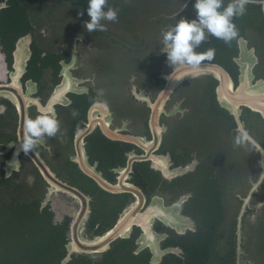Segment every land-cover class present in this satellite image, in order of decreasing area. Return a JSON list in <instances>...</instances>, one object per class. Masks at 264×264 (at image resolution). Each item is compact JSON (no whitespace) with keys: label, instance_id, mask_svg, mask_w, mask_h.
I'll use <instances>...</instances> for the list:
<instances>
[{"label":"flooded vegetation","instance_id":"1","mask_svg":"<svg viewBox=\"0 0 264 264\" xmlns=\"http://www.w3.org/2000/svg\"><path fill=\"white\" fill-rule=\"evenodd\" d=\"M87 2L0 0V264H96L114 253L150 264L154 248L174 249L158 264H247L245 253L264 264V115L245 103L264 96V0L233 18L230 43L205 30L194 51L215 55L194 72L167 61L161 33L195 19V0H108L118 22L93 33ZM41 109L60 132L15 157L24 120ZM241 131L249 139L237 145ZM182 214L192 228L172 225ZM123 219L108 248L84 250Z\"/></svg>","mask_w":264,"mask_h":264},{"label":"clouds","instance_id":"2","mask_svg":"<svg viewBox=\"0 0 264 264\" xmlns=\"http://www.w3.org/2000/svg\"><path fill=\"white\" fill-rule=\"evenodd\" d=\"M108 0H88L87 14L89 21L84 22V28L88 33L106 32L107 25L102 21L118 22L119 13L116 8L107 7ZM249 0H230L226 7H223V0H195L193 5L196 18L188 20L181 18L174 28L170 27L167 31L162 30L164 51L167 61L171 65L187 63L190 66H198L205 58L211 59L215 55V50L209 48L203 55L197 54L194 49L205 41L207 32L225 43H230L238 36L234 17L243 16L246 12V5ZM83 12L80 13L83 16ZM77 113L73 112V116ZM60 132V123L53 118L46 110H38L35 118L25 119L22 125L21 134L17 140L18 147L15 157L22 151L25 155L35 152L38 141L43 137L56 138ZM248 134L241 131L235 138L237 145L248 140ZM9 162V167L20 162L17 159ZM11 172L8 173V176Z\"/></svg>","mask_w":264,"mask_h":264},{"label":"water","instance_id":"3","mask_svg":"<svg viewBox=\"0 0 264 264\" xmlns=\"http://www.w3.org/2000/svg\"><path fill=\"white\" fill-rule=\"evenodd\" d=\"M33 18H34V17H32V19H33ZM23 46H27L26 43H25L24 41L20 43L19 48H20V49H25V47H23ZM22 47H23V48H22ZM28 54H29V53H28ZM27 56H28V55H27ZM26 60H27V58H26ZM184 64H185V63H184ZM184 64H183V66L187 69V71H191V72H194V70L205 69L206 67H208V66L205 65V64H201V65H198V66H195V67L190 66V65H186V66H185ZM25 65H26V63H23V67H25ZM248 83H249V82H248L247 79L244 77V78H243V85H242V89H241V91H243V90H245V89L247 88ZM249 97H250V98L247 99V100L245 101V103L248 104V105H250V106H252L254 109H258V110H260V111L262 112V114L264 115V96H259V95L257 94L256 97L253 96V95H251V96H249ZM221 101H222L223 105L226 106L225 101H224L223 98H221ZM45 173H46V171H45ZM94 176H95V178L97 179V181H99L104 187L109 188V189H113L112 186L110 185V183L107 182L105 179L100 178V177H98L97 175H94ZM53 180H54V179H53ZM55 181H56V180H55ZM59 183H61L60 188H62L63 190L69 192L70 194L74 195V196H75L76 198H78V199H79V198L84 199L83 202L85 203L86 208H87V210H88V207H87V204H88V198L85 197V196L81 193V190H79V189L76 188L75 186H72V185H70V184H67L66 182L59 181ZM131 190H132L136 195H138V196L140 197L141 194H140V190L138 189V187L134 186V187H132ZM86 199H87V201H86ZM141 201H142V198H140V199L138 200L137 204H141ZM137 204H136V205H137ZM134 208H135V207H134ZM134 208L131 209L128 213H126L125 216H127V214H128V215L132 214V210H134ZM137 208H138V207H136V209H135V211H134L133 214L136 213ZM179 209H180V207H179ZM181 219H182V220H181ZM186 220L189 221V224L186 222ZM120 222H121V226H120V225H117L116 227L110 229L109 231H107V232L101 237L100 240L97 239V240H92V241H89V242L86 241L85 249H84V250H93V248L96 246V244H99V243H102L103 246H104V248H108V247L110 246L111 242H112L115 238H117L118 236L121 235V233H120L121 230L125 228V224H126V222H129V221L123 219V220H121ZM81 224H82V219H80V220L77 222V226H76V231H77V233L75 234V237H74L75 241H76L77 243H79V244H81V243H80V240H79V238H78V235H79V234H78V229H79V227L81 228ZM172 225H173L174 227H176L178 230L184 231V230H185L186 228H188V227H191V228L193 227V221H192L189 217H186L185 215L182 214L181 218H179V217H175V218H174V220L172 221ZM145 237H146V236H145ZM147 237H148V236H147ZM148 238H155V237H154L153 235H149ZM140 242H144V238H143V237L140 239ZM72 245H73V244H71L70 247H72ZM153 250H154V256H153V258L151 259L150 264H158V263L161 261V258H162L163 254H164L166 251L174 250V249H165V250L161 251V250H159L158 248H154Z\"/></svg>","mask_w":264,"mask_h":264},{"label":"trees","instance_id":"4","mask_svg":"<svg viewBox=\"0 0 264 264\" xmlns=\"http://www.w3.org/2000/svg\"><path fill=\"white\" fill-rule=\"evenodd\" d=\"M115 251H113L114 253ZM114 258L112 261L107 262V261H98L96 264H148V257L145 255H136L132 254V257L130 258L129 261H124L120 259L118 256L113 254ZM218 262L222 263L223 261L221 259L217 260ZM60 260L56 259H51L47 261H40L41 264H59ZM75 261H70L69 264L73 263ZM191 262V256L188 255V258L182 259V258H176V259H169L165 257L162 261L161 264H190ZM79 264V263H78Z\"/></svg>","mask_w":264,"mask_h":264},{"label":"rangeland","instance_id":"5","mask_svg":"<svg viewBox=\"0 0 264 264\" xmlns=\"http://www.w3.org/2000/svg\"><path fill=\"white\" fill-rule=\"evenodd\" d=\"M164 6H166V7H168V4H166V5H164ZM35 17V16H34ZM39 35H41V33H38ZM173 220H174V218H173ZM249 235L251 236V234L248 232V237H249ZM254 235V234H253ZM257 237V236H256ZM264 237V233L263 232H261L260 234H259V240H261L262 238ZM255 239V238H254ZM259 256H260V254H259ZM246 260V262H247V264H251V260L252 259H248V257H247V253H245L244 255H243V260Z\"/></svg>","mask_w":264,"mask_h":264}]
</instances>
